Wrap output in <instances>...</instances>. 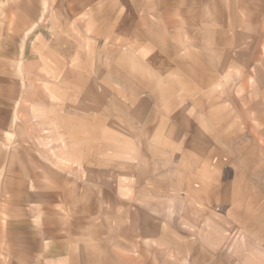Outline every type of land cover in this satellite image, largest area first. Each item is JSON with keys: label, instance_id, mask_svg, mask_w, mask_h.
Masks as SVG:
<instances>
[{"label": "rangeland", "instance_id": "374dc122", "mask_svg": "<svg viewBox=\"0 0 264 264\" xmlns=\"http://www.w3.org/2000/svg\"><path fill=\"white\" fill-rule=\"evenodd\" d=\"M0 27V264H264V0H0Z\"/></svg>", "mask_w": 264, "mask_h": 264}, {"label": "crops", "instance_id": "0c3cea01", "mask_svg": "<svg viewBox=\"0 0 264 264\" xmlns=\"http://www.w3.org/2000/svg\"><path fill=\"white\" fill-rule=\"evenodd\" d=\"M2 26V25H1ZM0 39L1 40H4L5 38H4V31H3V28L2 27H0ZM221 233V232H220Z\"/></svg>", "mask_w": 264, "mask_h": 264}]
</instances>
